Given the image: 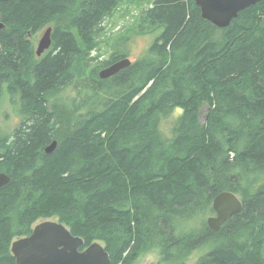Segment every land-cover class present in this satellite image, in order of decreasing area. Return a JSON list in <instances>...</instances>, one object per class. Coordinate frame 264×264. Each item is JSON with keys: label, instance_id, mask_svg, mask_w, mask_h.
Returning a JSON list of instances; mask_svg holds the SVG:
<instances>
[{"label": "trees", "instance_id": "16d2710c", "mask_svg": "<svg viewBox=\"0 0 264 264\" xmlns=\"http://www.w3.org/2000/svg\"><path fill=\"white\" fill-rule=\"evenodd\" d=\"M124 1L0 0V103L18 116L0 130V264H15L11 243L46 219L84 247L101 242L110 264L152 248L184 264L203 245L193 264H264V0L224 28L194 0H133L137 14L123 12L134 22L98 61L103 21ZM131 34L154 39L100 79L128 56ZM223 191L242 208L212 231Z\"/></svg>", "mask_w": 264, "mask_h": 264}, {"label": "water", "instance_id": "95a60500", "mask_svg": "<svg viewBox=\"0 0 264 264\" xmlns=\"http://www.w3.org/2000/svg\"><path fill=\"white\" fill-rule=\"evenodd\" d=\"M261 0H194L200 9L201 17L217 28L229 25L238 13ZM4 24L0 21V30ZM52 28L46 27L37 41L35 54L41 56L51 46ZM131 60L127 57L110 63L98 71L100 79H107L128 67ZM56 141L45 152L54 150ZM9 177L0 173V187L7 184ZM242 202L233 192L223 191L212 201L214 216L206 219L208 227L217 231L233 214L240 211ZM15 264H110L108 252L101 242H93L84 247V241L71 234L70 230L56 219L38 221L28 236L15 239L10 246Z\"/></svg>", "mask_w": 264, "mask_h": 264}, {"label": "rangeland", "instance_id": "374dc122", "mask_svg": "<svg viewBox=\"0 0 264 264\" xmlns=\"http://www.w3.org/2000/svg\"><path fill=\"white\" fill-rule=\"evenodd\" d=\"M130 7L132 9V14H137V9L134 8V2L133 0H125L124 3H122L120 10L116 11L114 15L111 17L105 18L103 21V27L105 29V34L103 35L102 42L100 43V50L94 51L93 55H98L97 60H106L109 59L110 53L113 49V42L115 38L118 37L120 33H124L128 31V28H130V25L134 22V18L132 14H124L123 10L126 7ZM42 31L37 35V38L35 39L34 46L36 47L37 41L39 37L41 36ZM133 34L129 35L130 40L128 41V51L129 54L127 58H129L131 61H136L138 58H141L143 55L144 50L153 42L154 36H150L151 39L146 36H132ZM147 50V49H146ZM71 89H68L67 91H64L63 95H70ZM205 109V106L203 107V111ZM200 118H203V113H200ZM18 122V116L16 112L14 111V107H12L9 103V99L5 98L2 99L0 103V130L4 133H10L16 123ZM213 216L212 214H209L207 217ZM205 218V219H206ZM37 223V222H36ZM35 223V224H36ZM34 224V225H35ZM193 226V225H189ZM211 248H209V245H203L196 250H194L188 258L184 261V264H193L200 256L204 255L206 252H208ZM134 264H173L170 262H166L163 260V257L161 253L159 252L158 248H152V250L142 254Z\"/></svg>", "mask_w": 264, "mask_h": 264}, {"label": "bare ground", "instance_id": "6f19581e", "mask_svg": "<svg viewBox=\"0 0 264 264\" xmlns=\"http://www.w3.org/2000/svg\"><path fill=\"white\" fill-rule=\"evenodd\" d=\"M51 41H52V40H51ZM53 141H54V140H53ZM53 141H52V142H53ZM52 142H51V143H52ZM51 143H50V144H51ZM46 147H47V146H46ZM44 151H45V149H44ZM238 197H239V196H238ZM240 200H241V199H240ZM241 201H242V200H241Z\"/></svg>", "mask_w": 264, "mask_h": 264}, {"label": "flooded vegetation", "instance_id": "af4514ba", "mask_svg": "<svg viewBox=\"0 0 264 264\" xmlns=\"http://www.w3.org/2000/svg\"><path fill=\"white\" fill-rule=\"evenodd\" d=\"M36 46H37V44H36ZM35 48H36V47H35ZM48 50H49V49H48ZM48 50H47V51H48ZM47 51H45V52H47ZM45 52H44V53H45ZM213 216H214V214H213Z\"/></svg>", "mask_w": 264, "mask_h": 264}]
</instances>
